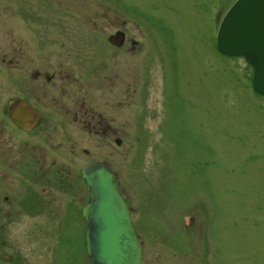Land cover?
Here are the masks:
<instances>
[{
  "label": "rangeland",
  "instance_id": "rangeland-1",
  "mask_svg": "<svg viewBox=\"0 0 264 264\" xmlns=\"http://www.w3.org/2000/svg\"><path fill=\"white\" fill-rule=\"evenodd\" d=\"M236 1L73 0V17H124L131 34L155 41L108 56L109 76L123 78L125 132L109 139L105 159L95 138L91 157L118 177L143 237L142 264H264V97L245 59L217 49ZM115 87L105 88L110 109ZM77 142L82 156L89 146ZM73 257L87 263L78 230Z\"/></svg>",
  "mask_w": 264,
  "mask_h": 264
},
{
  "label": "flooded vegetation",
  "instance_id": "flooded-vegetation-1",
  "mask_svg": "<svg viewBox=\"0 0 264 264\" xmlns=\"http://www.w3.org/2000/svg\"><path fill=\"white\" fill-rule=\"evenodd\" d=\"M75 14L73 0H0V264H77V230L91 264L82 170L96 164L113 171L91 160L92 146L98 139L105 159L109 139L125 132L123 78L119 70L109 76L107 58L155 41L131 34L124 17L94 23ZM110 83L119 98L111 109ZM77 140L91 148L82 156ZM74 216L80 222L73 227Z\"/></svg>",
  "mask_w": 264,
  "mask_h": 264
},
{
  "label": "water",
  "instance_id": "water-1",
  "mask_svg": "<svg viewBox=\"0 0 264 264\" xmlns=\"http://www.w3.org/2000/svg\"><path fill=\"white\" fill-rule=\"evenodd\" d=\"M218 51L253 68L252 86L264 97V0H237L222 19ZM89 192L83 215L91 264H141L142 248L117 176L106 166L82 170Z\"/></svg>",
  "mask_w": 264,
  "mask_h": 264
}]
</instances>
